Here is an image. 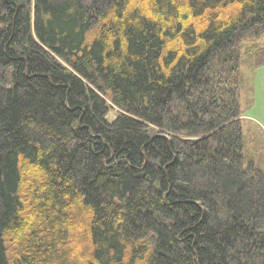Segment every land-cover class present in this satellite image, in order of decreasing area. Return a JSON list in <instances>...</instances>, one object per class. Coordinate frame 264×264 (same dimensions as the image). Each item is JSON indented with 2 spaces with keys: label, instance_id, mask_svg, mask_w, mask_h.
Returning <instances> with one entry per match:
<instances>
[{
  "label": "trees",
  "instance_id": "16d2710c",
  "mask_svg": "<svg viewBox=\"0 0 264 264\" xmlns=\"http://www.w3.org/2000/svg\"><path fill=\"white\" fill-rule=\"evenodd\" d=\"M246 65L264 0H0V264H264Z\"/></svg>",
  "mask_w": 264,
  "mask_h": 264
},
{
  "label": "rangeland",
  "instance_id": "374dc122",
  "mask_svg": "<svg viewBox=\"0 0 264 264\" xmlns=\"http://www.w3.org/2000/svg\"><path fill=\"white\" fill-rule=\"evenodd\" d=\"M249 67V68H247ZM242 70L245 90L239 96V116L245 161H251L264 173V65ZM115 117V110L108 112L107 120Z\"/></svg>",
  "mask_w": 264,
  "mask_h": 264
}]
</instances>
